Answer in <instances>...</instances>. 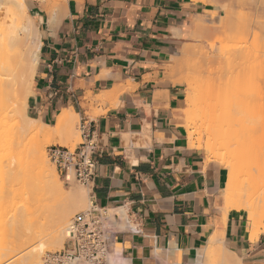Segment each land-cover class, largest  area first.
<instances>
[{"label":"crops","instance_id":"crops-1","mask_svg":"<svg viewBox=\"0 0 264 264\" xmlns=\"http://www.w3.org/2000/svg\"><path fill=\"white\" fill-rule=\"evenodd\" d=\"M197 3L67 0L40 35L29 110L52 125L71 107L88 122L97 144L88 195L127 213L124 228L118 213L115 242L130 264H264V224L254 229L249 210L223 209L220 164L187 134L183 90L167 75L203 14Z\"/></svg>","mask_w":264,"mask_h":264},{"label":"bare ground","instance_id":"bare-ground-1","mask_svg":"<svg viewBox=\"0 0 264 264\" xmlns=\"http://www.w3.org/2000/svg\"><path fill=\"white\" fill-rule=\"evenodd\" d=\"M15 2L17 8L9 9L8 19L0 27V219L4 226L14 229L13 231L18 227H25L27 230L22 234V241L16 252L6 255L4 251L0 252V264H40V254L45 248L51 244L63 247L68 218L71 213L86 205L87 193L82 188L79 191L67 192L55 168L46 158L44 143L33 141L40 136L45 137L51 129L54 131V136L50 135L52 138L66 133L71 134L79 114L71 107L64 108L57 114L55 124L51 126L26 112L28 98L34 93V75L39 64L41 33L33 22L34 18L28 13L25 0ZM3 4L0 0V8ZM55 10L51 18L49 16V24H55L56 20H59L60 10L58 12ZM246 28H249V25ZM245 29L241 31L242 34L252 37L262 30L258 27L257 30ZM239 88L238 84L230 85L223 89L224 92L220 89L217 97L205 101L204 117L211 135L206 145L213 154L216 153L214 156L220 163V179L215 187L223 194V209L225 212L231 209L249 210L253 216L252 226L257 229L264 224V193L258 195L257 192L259 188L260 192H263L261 190L264 187L261 186L264 183V131L260 130L264 128V113H261L264 111L261 103L263 97L259 100L261 110L250 107L252 111L249 112L251 110L247 109L249 104L244 101L241 93L239 94ZM107 98L106 94L96 97L102 102ZM213 98L215 101L211 102ZM191 111L193 114V110ZM248 117L252 121H259L262 127L257 122L259 127L250 125L251 128L254 126L255 131L248 133L246 125L242 124ZM186 118L191 119L189 115ZM7 122L18 126L16 137H11L10 140L3 127ZM248 139L251 141L247 142ZM7 147L12 149L11 164L3 160L2 151ZM219 147L225 151L215 152ZM242 169L247 173H243V178H240L239 172ZM33 177L37 182L30 183L31 187L19 186V181L28 178L33 181ZM34 200L40 202L43 200L47 207L40 211L39 209L45 205L41 202L42 204L38 203V207L35 208L32 205L35 203ZM34 208L38 209L36 213ZM111 211L122 216L118 224L120 228L128 225L127 213L122 208ZM40 221L47 224L48 232H45L44 239L35 241L34 236L31 238V235L35 234H30V231ZM115 246L106 260L107 264H130L126 258L118 256L121 250L117 243ZM209 250L217 253V257L222 256L221 251L213 244ZM197 262L212 264L200 258ZM218 262L220 264L221 261ZM67 264L94 263L70 261Z\"/></svg>","mask_w":264,"mask_h":264},{"label":"rangeland","instance_id":"rangeland-1","mask_svg":"<svg viewBox=\"0 0 264 264\" xmlns=\"http://www.w3.org/2000/svg\"><path fill=\"white\" fill-rule=\"evenodd\" d=\"M191 1L198 2L196 9L199 12H203V14L202 16H194V21L190 27L191 30L187 37H185V40L180 44L177 54L171 59V65L167 75L172 81L178 83L183 90L181 111L187 134L192 136L194 143L197 142L199 146L203 143L204 147L207 148L206 144H208V138L211 135L209 134L210 132L207 128L208 124L204 117L205 101L211 97H217L220 93V89L224 92L223 89L226 87L238 84L240 86L238 89L239 94L241 93L244 101L249 104L247 109H253L255 107L258 111L261 110V105L259 104L261 97H263L261 99L263 100L261 102L263 103L262 109L264 107V31H262L264 30V0ZM2 2L4 4L0 8V27H2L6 19H8L7 15L9 9L17 8L15 0H2ZM25 3L28 13L34 18V20H32L40 33L47 27L48 20L51 18L52 12L56 11L55 9H57V12L60 10V12H58L59 16L67 9V0H25ZM247 25H249L251 29L246 28ZM257 27L258 29L262 28V30L259 29L260 32L255 37L246 34L247 37H245L241 32L245 28L249 31L254 30L253 28L257 30ZM213 99V101L212 99L210 101L214 102L215 98ZM197 104L198 106H196ZM252 109L249 110V112L252 111ZM191 110H193V114ZM26 112L33 116V113L29 110V98ZM261 113L263 114L264 111ZM187 115L191 117L192 120H190L192 122L186 118ZM79 121L80 118L76 121L77 123L74 125V131H72L71 134L66 133L62 134L63 136L60 135L59 137L58 135L52 138L51 136H54V131L51 129L50 133L46 135L47 137L40 136L33 140L38 143H44L46 158L49 164L55 168L57 174L58 171L56 166L48 156V149L52 145L66 146L71 149L76 147L81 141ZM188 122L192 123V125ZM257 122L260 125L259 121H252L248 117L242 124L246 125L245 129L247 128L248 133H250L249 131H255L254 126L251 128L250 125L258 126ZM53 125L54 123L51 126ZM16 126L17 124H12V122H7L6 125L3 126L4 129H6L5 134L9 137V140L11 137H16L18 132V126ZM260 127L262 126L260 125ZM260 130L264 131V128H260ZM260 134L262 135V133ZM257 135L259 136L258 133ZM250 141L251 139L247 140V142ZM202 149L206 160L219 163V160L214 156L216 153L213 154L209 148L206 151L204 148ZM224 151L225 150L221 147H219L217 151L215 150L217 153ZM2 154L4 162L11 164V161H13L12 149L7 147L2 151ZM240 173V178H243V173H247V171L242 169L239 174ZM58 177L67 192L79 191L80 188H82L87 193L86 205L71 213L68 218V222H70L75 213L88 207V189L74 180H64L60 174H58ZM26 180L19 181V186L25 185L27 188V186H32L30 183L37 182L34 177L33 181L31 178ZM21 182L22 184H20ZM261 186H264V183ZM215 189L223 199V194L220 193L216 187ZM260 189L261 188L257 191L259 192L258 195L264 193V187L261 190L263 192H260ZM38 201L34 200L35 203L32 202L35 208L38 207V203H43V205H45L43 200L41 201L42 203ZM39 207L41 208L40 205ZM46 207L47 205L39 210L43 211ZM35 208L34 211L36 213L38 209ZM47 228L46 223L43 224L41 221L37 222L30 231V234H35L31 235V238L34 236L35 241L41 238L44 239L46 237L44 236L45 232H48ZM13 230L14 229L4 226L2 219H0V252L4 251L5 255L12 254L18 250L17 246L22 241L21 236L27 229H25V227H18L15 231ZM57 248L61 249V247L51 244L48 248L43 250L40 254V258L45 251L58 250ZM112 252L113 251H111L110 254H112ZM110 254L108 256H110ZM118 256H120V258L122 257L121 255ZM106 260L102 263L94 264H107Z\"/></svg>","mask_w":264,"mask_h":264},{"label":"built area","instance_id":"built-area-1","mask_svg":"<svg viewBox=\"0 0 264 264\" xmlns=\"http://www.w3.org/2000/svg\"><path fill=\"white\" fill-rule=\"evenodd\" d=\"M81 141L73 149L52 145L48 156L55 164L58 174L64 180H74L88 188L94 177L97 144L88 122L79 121ZM89 205L71 218L64 245L58 250H47L40 258V264H67L70 261L104 262L115 249V221L119 214L98 205L91 195ZM135 229V227L131 226Z\"/></svg>","mask_w":264,"mask_h":264}]
</instances>
